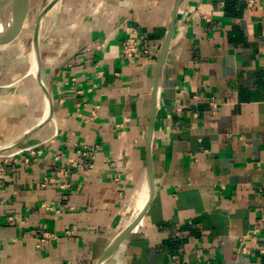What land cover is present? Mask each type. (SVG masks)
I'll use <instances>...</instances> for the list:
<instances>
[{"label":"crops","instance_id":"obj_1","mask_svg":"<svg viewBox=\"0 0 264 264\" xmlns=\"http://www.w3.org/2000/svg\"><path fill=\"white\" fill-rule=\"evenodd\" d=\"M40 55L51 108L0 70V264H99L142 211L104 264H264V0H61Z\"/></svg>","mask_w":264,"mask_h":264},{"label":"water","instance_id":"obj_2","mask_svg":"<svg viewBox=\"0 0 264 264\" xmlns=\"http://www.w3.org/2000/svg\"><path fill=\"white\" fill-rule=\"evenodd\" d=\"M61 0H51L49 3H47L42 10L39 13L36 26L34 29V34L32 38V49L36 54V60H37V66H38V72H37V79L39 83L42 85L43 91L45 93L46 99L48 101L49 108L50 107V99H49V93L47 88L45 87L42 78H41V55H40V30L43 23V20L46 16V14ZM181 1V0H179ZM28 7H29V0H0V26H2V32L0 33V44L3 42H6L7 40L14 37L23 26L24 20L26 18V15L28 13ZM178 7L174 10V16L177 13ZM11 19V22H9V25H7L8 21ZM171 38V30L168 33L158 59L157 63V80L155 89L153 91L152 96V102H153V111L151 116V121L148 129V143H150L152 132H153V120L157 105V95H158V87H159V79L161 75L162 66L165 60V57L168 53L169 43ZM63 66V65H61ZM50 111V110H49ZM50 115V114H49ZM148 183H149V198L148 202L152 197L153 194V176H152V169L151 165H149L148 168ZM147 202V203H148ZM147 206V205H146ZM144 211L140 213V215L137 217V219L130 225L107 249L104 256L100 260L99 264H104L110 256L114 253L118 245L121 243L123 238L126 236V234L134 227V225L139 220L140 216L142 215Z\"/></svg>","mask_w":264,"mask_h":264},{"label":"rangeland","instance_id":"obj_3","mask_svg":"<svg viewBox=\"0 0 264 264\" xmlns=\"http://www.w3.org/2000/svg\"><path fill=\"white\" fill-rule=\"evenodd\" d=\"M50 1L51 0H30L28 13L20 31L11 39L0 44V70L4 71L2 80H4L6 85L13 83L14 79H22L25 75L29 77L32 76V74H30L29 60L32 37L39 13ZM9 22H11V19L8 21L7 25H9ZM1 32L2 26H0V33ZM14 66L16 67L14 73L12 70H10L9 73H5L10 67L12 68Z\"/></svg>","mask_w":264,"mask_h":264},{"label":"built area","instance_id":"obj_4","mask_svg":"<svg viewBox=\"0 0 264 264\" xmlns=\"http://www.w3.org/2000/svg\"><path fill=\"white\" fill-rule=\"evenodd\" d=\"M127 55L130 57L132 55L131 47L126 48ZM0 167V179L2 178ZM249 241H254L255 247L260 251V253L264 254V216L258 219L254 227L245 235H243L240 239V246L244 253L249 252L247 244Z\"/></svg>","mask_w":264,"mask_h":264},{"label":"bare ground","instance_id":"obj_5","mask_svg":"<svg viewBox=\"0 0 264 264\" xmlns=\"http://www.w3.org/2000/svg\"><path fill=\"white\" fill-rule=\"evenodd\" d=\"M29 59H30V62H31V72L32 73H35V74H37V72H38V66H37V60H36V54H35V52L33 51V49H31V51H30V55H29ZM147 194V193H146ZM144 196V195H143ZM147 196H149V195H147ZM146 196V197H147ZM145 197V198H146ZM144 198V197H143ZM144 198V199H145ZM141 199H142V197H141ZM146 202H147V198L145 199V200H143L142 201V203L140 204V209H143V207L145 206V204H146Z\"/></svg>","mask_w":264,"mask_h":264}]
</instances>
